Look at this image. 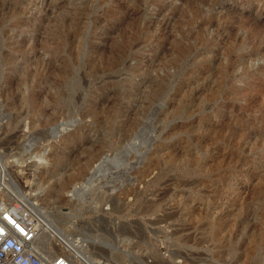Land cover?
I'll list each match as a JSON object with an SVG mask.
<instances>
[{"label": "rangeland", "instance_id": "374dc122", "mask_svg": "<svg viewBox=\"0 0 264 264\" xmlns=\"http://www.w3.org/2000/svg\"><path fill=\"white\" fill-rule=\"evenodd\" d=\"M31 189L95 264H264V0H0V205Z\"/></svg>", "mask_w": 264, "mask_h": 264}, {"label": "built area", "instance_id": "2783aa9c", "mask_svg": "<svg viewBox=\"0 0 264 264\" xmlns=\"http://www.w3.org/2000/svg\"><path fill=\"white\" fill-rule=\"evenodd\" d=\"M40 237V221L25 203L0 205V264H82L78 255L61 249L54 237L41 239L47 250L40 251Z\"/></svg>", "mask_w": 264, "mask_h": 264}, {"label": "bare ground", "instance_id": "6f19581e", "mask_svg": "<svg viewBox=\"0 0 264 264\" xmlns=\"http://www.w3.org/2000/svg\"><path fill=\"white\" fill-rule=\"evenodd\" d=\"M133 125L134 124L131 123V122L128 123L127 127L123 130V135L124 136H127V134L129 133V128L132 127ZM58 131L59 130L56 131V134H58ZM107 157L108 156H105L104 157V159H103V161H102L101 164H103L105 161L108 160ZM40 160H41V157H40ZM119 163H120L119 164L120 167L121 166L126 167L127 171L131 167L130 161L128 160L127 157L124 159V162L123 163H121V161ZM101 166H103V165H101ZM100 169L101 168H99L98 170L100 171ZM77 173L75 171L69 173V179H70V181L73 180L75 177H77ZM93 175H94V173L90 174V176L86 180H84V182H78V181L75 182L74 188L71 189L72 192L70 193V196H71V199H73V200L76 201V204H79L80 202H84V201L87 200V197L88 196L86 195V192L88 191V189L90 188V186H92V183L91 182H93V180H94L92 178ZM7 184L12 189V187H13L12 182H9ZM51 186L54 188V190L56 189L58 191H63V190H65L67 188L68 185H67V183H59V184L58 183H55V184H52ZM17 194H18V197L17 196L16 197L19 199L18 201H22L31 210H33V212L36 214L38 220L40 221V225H41V237H40V240H39V245L41 247V250L40 251H43L44 252V251L47 250V246H45L44 244H42V240L41 239H45V238L46 239H49V238H51V235H53V233H55L54 235L59 238L60 242L64 245V248L68 249L73 254H76L78 256L80 255L79 256L80 258H82V256H83L87 260H91V262H93V264H95L94 263L95 261H93L94 260L93 257L90 256V255H88V254H86L85 249H83V248H85V246L84 247H81V245H79V242H82V241L85 242V240H87L88 242H92V243L94 242V243H99V244L101 243L102 244V243L105 242V241H103V238L102 237H98L97 235L95 237H89V236H87L88 234L86 235L84 233H75V234H73L72 232H65L64 229H63V227L61 226V222L62 221L59 218H57L55 215H53L50 212H48L45 209L46 208L45 206H40L39 205V203H38V196H40V195H39V192L38 191H33V189H31V191L29 193H25L24 191L21 190V191H18ZM46 198L48 199V196H46L45 199ZM92 202H94V204H95V205H92L93 206V209L94 208H97V206H98L97 205V201L92 200L91 203ZM74 216H75L74 214L73 215H69V217H72V218ZM72 218L67 219L65 223H68L72 227H76L74 221H72L73 220Z\"/></svg>", "mask_w": 264, "mask_h": 264}]
</instances>
